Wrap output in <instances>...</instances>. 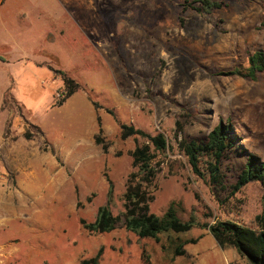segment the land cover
Listing matches in <instances>:
<instances>
[{
	"label": "rangeland",
	"instance_id": "1",
	"mask_svg": "<svg viewBox=\"0 0 264 264\" xmlns=\"http://www.w3.org/2000/svg\"><path fill=\"white\" fill-rule=\"evenodd\" d=\"M20 1L32 12L0 39V99L5 93L13 111L0 119V140L12 147L21 138L13 161L0 159V264H92L97 255V264H248L220 248L207 226L231 220L258 230L264 186H234L251 155L264 162V72L239 75L250 55L264 52V0H217L227 7L204 16L184 9V0ZM59 73L81 86L62 104ZM98 119L106 151L94 142ZM228 122L236 148L214 185L204 162L206 180L192 171L178 142ZM122 125L167 139L150 212L160 217L173 205L192 221L177 236L195 241L184 256L172 258L166 237L140 239L122 222L108 234L81 225L107 203L109 181L110 210L123 212L130 153L149 141L122 140ZM32 151L36 157L21 159Z\"/></svg>",
	"mask_w": 264,
	"mask_h": 264
},
{
	"label": "trees",
	"instance_id": "2",
	"mask_svg": "<svg viewBox=\"0 0 264 264\" xmlns=\"http://www.w3.org/2000/svg\"><path fill=\"white\" fill-rule=\"evenodd\" d=\"M225 6L227 7L225 3L217 0H184L183 5L184 9H190L201 16L210 15L214 10L222 9ZM248 63V73L228 74L254 78L257 73L264 72V52L255 51L249 56ZM59 74L65 86V98L59 102L62 104L65 99L80 90L81 86L65 74ZM92 104L97 107L95 103ZM233 129L231 123H221L206 137L191 140L182 139L178 142V148L186 157L192 171L204 180H206V176L200 169V163L204 162L207 165L206 170L211 184H222L221 162L227 154H231L236 148L237 136ZM182 130V127L178 125L175 134L177 139ZM102 133L103 130L98 119V133L94 137V142L101 146L103 151H106L107 145L101 138ZM25 137L28 138L29 135L26 133ZM131 137L145 138L149 144L137 146L130 153L133 171L128 175L126 189L122 197L123 212L119 216H114L110 210L113 187L109 181L107 203L98 209L93 223L81 220V225L90 234H108L122 222L127 231L140 239L148 238L159 241L161 237H166L171 243L172 258L184 256V246L195 243V241H182L177 236L189 232L194 226L192 221L183 222L178 217L173 205L169 206L160 217L150 212V203L155 191V179L160 171V161L157 158L158 154H165L169 149L167 139L163 134L150 136L133 126L122 125L120 138L125 140ZM251 182H259L264 186V162L253 155L247 159L234 190L238 191ZM256 222L258 230L231 220H218L213 225L207 226V229L220 248H233L248 264H264V194L262 211L256 217ZM98 260L99 255L93 258L91 263L97 264Z\"/></svg>",
	"mask_w": 264,
	"mask_h": 264
},
{
	"label": "crops",
	"instance_id": "3",
	"mask_svg": "<svg viewBox=\"0 0 264 264\" xmlns=\"http://www.w3.org/2000/svg\"><path fill=\"white\" fill-rule=\"evenodd\" d=\"M25 3L20 1V0H0V31L2 32V30L4 29V33L0 34V39H10L13 36V32L17 31L15 29V25H17L18 23H20V19L18 18L19 16H24L27 13H31L32 11L27 10V7L24 5ZM10 25V28H7L6 26ZM46 40L50 41L48 34H46ZM42 65V64H40ZM5 98H6V94L4 93L0 99V119L1 120H10V118L12 117V109L9 107H5ZM22 116V113H21ZM16 118H13V120H15ZM19 122V121H18ZM7 126V123L4 126L0 127V139H2V135L3 132L5 131V128ZM15 129L20 130L19 127H17V125H14ZM24 132V130H21L20 134H22ZM40 134L42 136H44L43 133L40 132ZM25 137V135H24ZM29 138V137H28ZM25 137V139L27 141H29V139ZM21 138H19L17 141L12 143V147L8 146H4L3 142L0 140V159L2 157V159H4V161L6 160H12V157L15 155L13 153L14 150V146H16V143H19L21 140ZM31 143V141H30ZM22 144V143H21ZM53 146V145H52ZM81 146V145H79ZM76 146L75 148L79 147ZM38 152H30V155L27 154H23L21 155V159L23 161L26 160H30V158L32 156L37 155Z\"/></svg>",
	"mask_w": 264,
	"mask_h": 264
}]
</instances>
